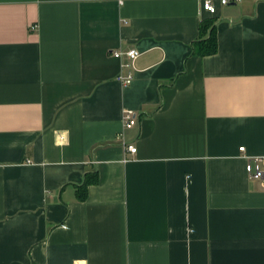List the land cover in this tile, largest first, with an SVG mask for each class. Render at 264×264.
Wrapping results in <instances>:
<instances>
[{
  "label": "crops",
  "instance_id": "obj_1",
  "mask_svg": "<svg viewBox=\"0 0 264 264\" xmlns=\"http://www.w3.org/2000/svg\"><path fill=\"white\" fill-rule=\"evenodd\" d=\"M204 1L0 0V264H264V0Z\"/></svg>",
  "mask_w": 264,
  "mask_h": 264
},
{
  "label": "built area",
  "instance_id": "obj_2",
  "mask_svg": "<svg viewBox=\"0 0 264 264\" xmlns=\"http://www.w3.org/2000/svg\"><path fill=\"white\" fill-rule=\"evenodd\" d=\"M240 0H220L222 5H228L230 3H237ZM202 9L209 12L210 14H216L217 7L214 3V0H205L202 5ZM140 52L137 49H130V50H118L113 51V55L116 58L123 59L126 58L127 62H125L122 67L127 69H132L134 67L135 61L140 56ZM118 81L124 85H129L134 80V72L131 70L127 73V75L120 74L117 77ZM137 124V118L131 113H127L124 116V127L125 128H132ZM126 150L130 153H136L137 147L134 145L125 144ZM241 151H244L245 148H240ZM264 166V157H256L253 162H248L246 165V171L249 175H251L255 179H264V170L262 168Z\"/></svg>",
  "mask_w": 264,
  "mask_h": 264
},
{
  "label": "trees",
  "instance_id": "obj_3",
  "mask_svg": "<svg viewBox=\"0 0 264 264\" xmlns=\"http://www.w3.org/2000/svg\"><path fill=\"white\" fill-rule=\"evenodd\" d=\"M215 21L202 23L200 28V39L194 44V52L201 56L214 55L218 52V39L216 33ZM97 173L90 174L86 177L84 183L78 187V199L84 201L87 198L88 187L98 183Z\"/></svg>",
  "mask_w": 264,
  "mask_h": 264
}]
</instances>
